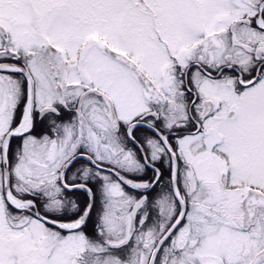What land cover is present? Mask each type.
Wrapping results in <instances>:
<instances>
[{
	"label": "snow or ice",
	"instance_id": "obj_1",
	"mask_svg": "<svg viewBox=\"0 0 264 264\" xmlns=\"http://www.w3.org/2000/svg\"><path fill=\"white\" fill-rule=\"evenodd\" d=\"M0 264H264V0H0Z\"/></svg>",
	"mask_w": 264,
	"mask_h": 264
}]
</instances>
